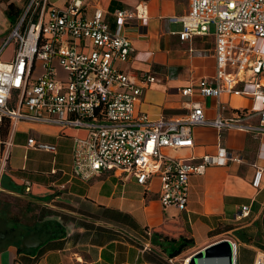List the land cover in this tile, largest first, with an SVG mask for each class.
Segmentation results:
<instances>
[{"label":"crops","instance_id":"crops-1","mask_svg":"<svg viewBox=\"0 0 264 264\" xmlns=\"http://www.w3.org/2000/svg\"><path fill=\"white\" fill-rule=\"evenodd\" d=\"M23 2L0 0V59L4 61L13 58L15 47L8 54L12 43L4 45L19 16H10L8 9L14 4L20 13ZM101 3L115 28L114 11L134 9L139 0ZM147 4L148 17L132 19L124 29L136 55L120 67L131 76L151 71L159 78L143 88L138 112L153 120L181 118L189 110L179 89L215 74L214 29L183 41L176 33L182 30V22L171 18L186 14L189 0H147ZM239 86L253 89L251 84ZM192 99L202 100L210 117L218 111L233 116L242 106L261 107L259 101L229 94L204 99L196 94ZM10 133V126L4 132L0 125V156ZM84 133L38 121H20L15 126L8 167L0 172V233H6L0 241V264H185L187 257L223 240L233 244L234 264H254L257 254L264 253V138L260 134L233 128L220 139L215 127L198 125L193 127V148L169 150L172 155L215 154L221 140L245 159L211 165L203 175H192L188 211H181L163 206L158 179L147 189L114 171H103L89 182L75 178L73 137ZM30 137L56 144L57 152L28 147ZM255 162L263 167L258 187L253 185ZM244 206L247 210L242 214ZM184 238L194 243L176 252ZM210 263L228 264V260L205 262Z\"/></svg>","mask_w":264,"mask_h":264},{"label":"built area","instance_id":"built-area-1","mask_svg":"<svg viewBox=\"0 0 264 264\" xmlns=\"http://www.w3.org/2000/svg\"><path fill=\"white\" fill-rule=\"evenodd\" d=\"M23 1L4 45L14 43L13 58L0 59V124L9 119L11 127L3 141L0 172L8 167L18 122L76 128L85 133L73 137L75 178L89 182L103 171H114L147 189L158 179L163 206L188 211L192 175H203L211 165L245 159L221 140L215 154L172 155L169 150L193 148V127L198 125L215 127L220 139L233 128L264 138V50L258 45L264 40V0H189V11L171 18L182 22V30L176 33L183 41L208 35L214 26L215 74L179 89L188 104L184 117L156 120L138 112L136 104L143 88L159 78L151 71L131 76L120 67L136 55L124 29L130 20L148 17L147 0H139L134 9H116L115 28L101 0ZM37 61L42 62L41 73L32 80ZM61 71L66 75L63 79ZM241 84H251L253 89L245 90ZM196 94L202 99L229 94L259 101L261 107L242 106L233 116L218 111L210 117L203 101L192 99ZM254 117L258 122L250 121ZM27 146L58 149L34 137ZM254 167L253 185L258 187L263 167L257 162ZM245 210L247 206L242 214ZM254 264H264V253L257 254Z\"/></svg>","mask_w":264,"mask_h":264},{"label":"water","instance_id":"water-1","mask_svg":"<svg viewBox=\"0 0 264 264\" xmlns=\"http://www.w3.org/2000/svg\"><path fill=\"white\" fill-rule=\"evenodd\" d=\"M38 234L36 233V237ZM4 236H6V233L1 232L0 241ZM233 254V244L229 240H223L194 253L190 258L189 264H205V262L214 258H226L228 264H234Z\"/></svg>","mask_w":264,"mask_h":264},{"label":"trees","instance_id":"trees-1","mask_svg":"<svg viewBox=\"0 0 264 264\" xmlns=\"http://www.w3.org/2000/svg\"><path fill=\"white\" fill-rule=\"evenodd\" d=\"M9 15L12 16L13 14H16V17L19 14L18 9L15 7L14 4H10L9 9H8ZM14 20L16 21V19L14 18ZM1 128L4 132H7L9 129V119H4L2 121V123L0 124ZM193 240L189 239V238H184L183 242L181 243L179 249L176 250V252H180L181 250H184L187 246H192L193 244Z\"/></svg>","mask_w":264,"mask_h":264},{"label":"rangeland","instance_id":"rangeland-1","mask_svg":"<svg viewBox=\"0 0 264 264\" xmlns=\"http://www.w3.org/2000/svg\"><path fill=\"white\" fill-rule=\"evenodd\" d=\"M19 1V0H18ZM52 1H54V2H57V1H59V0H52ZM20 3V2H19ZM21 4V3H20ZM212 28L214 29V26H212ZM14 46V43H12L11 45H9V47H8V50H7V53L8 54H10V51L12 50V47ZM260 48L262 49V50H264V41L262 40L261 42H260ZM41 64H42V62L41 61H37V64H36V67H35V69H34V71H33V75H32V80L33 79H35V78H37L39 75H40V73H41ZM66 77V75H65V73L63 72V71H61L60 73H59V78H61V79H63V78H65ZM212 103H210V105H211Z\"/></svg>","mask_w":264,"mask_h":264},{"label":"bare ground","instance_id":"bare-ground-1","mask_svg":"<svg viewBox=\"0 0 264 264\" xmlns=\"http://www.w3.org/2000/svg\"><path fill=\"white\" fill-rule=\"evenodd\" d=\"M211 264V263H210Z\"/></svg>","mask_w":264,"mask_h":264}]
</instances>
